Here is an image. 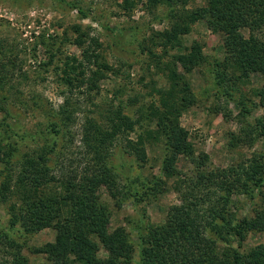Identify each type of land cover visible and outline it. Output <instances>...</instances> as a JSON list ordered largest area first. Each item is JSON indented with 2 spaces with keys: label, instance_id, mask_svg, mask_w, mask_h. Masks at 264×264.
Returning <instances> with one entry per match:
<instances>
[{
  "label": "trees",
  "instance_id": "16d2710c",
  "mask_svg": "<svg viewBox=\"0 0 264 264\" xmlns=\"http://www.w3.org/2000/svg\"><path fill=\"white\" fill-rule=\"evenodd\" d=\"M58 1L77 10L82 19L89 17V12L77 2ZM124 1L126 9H130L144 0ZM191 1L146 0L154 7L167 5L173 15L178 8L186 10L171 28L162 32L163 46H175L193 23L205 20L209 28L224 35L226 59L215 64L217 83L249 81L252 74H260L263 83L256 94L264 105V0H206L205 5L186 9ZM244 29H248V36ZM74 31L78 33L74 43L81 48L82 59L72 56L67 61L61 83L69 92L85 89L91 94L100 89L101 80L113 68L100 61L101 43L97 37L82 30L81 25H76ZM190 49L187 54L177 55L187 69L204 59L200 45L194 44ZM2 68L0 205L13 196L19 200L10 204L9 218L0 223V231L12 245L20 247L10 238V231L30 233L54 227L56 240L36 249L51 264H264V242L247 254L238 248L219 249V242H226L230 236L242 241L245 230L264 233V152L227 168H205L206 155L196 154L189 132L178 121L181 112L195 101L183 76L173 73L171 88L159 90L158 103L148 109L138 108L137 118L122 106L108 108L100 119L87 118L81 131L84 161L76 168L63 163L65 141L71 134L74 117L69 97L58 108L34 100L32 108L41 110L43 120L33 131L21 130L14 114L18 105L2 93L4 81L9 78L8 70L4 65ZM142 121L155 126L144 132L164 140L162 169L169 176L184 175L179 167L181 157L193 164V174L184 175L188 189L182 192L181 203L170 208L164 223L148 227L144 226L146 212L140 206L150 191L161 189V178L144 180L134 174L127 161L114 160L117 148L134 156L139 164L147 161L143 135L139 134L138 140L130 135ZM242 132L253 141L264 142V123L260 120ZM124 135L126 143H117ZM100 186H106L119 204L128 199L133 202L139 217L136 243L125 228L109 229L111 210L98 193ZM176 190L181 191V186L177 185ZM241 195L261 197L262 206L252 218L239 219L236 214ZM101 246L106 248V256L100 255ZM12 255L3 264H31L21 249Z\"/></svg>",
  "mask_w": 264,
  "mask_h": 264
},
{
  "label": "rangeland",
  "instance_id": "374dc122",
  "mask_svg": "<svg viewBox=\"0 0 264 264\" xmlns=\"http://www.w3.org/2000/svg\"><path fill=\"white\" fill-rule=\"evenodd\" d=\"M66 1L77 2L89 12V17L82 19L77 10L58 0H0V68L4 65L9 72L2 93L18 105L14 114L20 129L28 131L36 129L43 120L41 110L32 108L34 100L58 108L69 97L74 117L71 134L65 141L64 165L73 164L78 168L84 161L81 131L87 118L100 119L108 108L120 106L137 118L138 108L148 109L158 103L159 90L171 88L173 73L183 76L193 92L195 101L181 112L178 121L189 132L196 154L206 155L205 168H227L254 153L264 152L261 139L253 141L242 132L247 126L257 125L258 120L264 123V105L256 94L263 78L255 73L249 81L233 79L217 83L215 64L226 59L223 33L213 31L205 20H199L181 36L177 45L164 47L162 32L171 28L185 9L178 8L173 15L167 5L154 7L146 0L137 1L130 9H126L124 0ZM205 4L206 0H192L186 9ZM76 25L99 39L100 61L113 68L101 80L100 89L91 94L85 89L69 92L61 83L67 61L72 56L82 59V50L74 43L78 36L74 31ZM243 32L249 35L248 29ZM194 44L201 46L204 59L187 69L177 55L189 53ZM2 115L0 112V119ZM148 128L154 130L155 126L142 121L130 134L135 140L139 134L143 135L148 157L145 163L139 164L134 156L117 148L114 158L117 163L127 161L134 174H140L144 180L155 177L162 180L161 189L155 193L150 191L141 203V209L146 212L145 227L164 223L170 208L181 203L182 192L188 189L183 182L184 175L193 174V164L183 157L179 162L184 174L181 178L171 177L162 169L164 140L158 135L149 136L144 132ZM126 138L127 135L121 136L117 143L125 144ZM177 185L181 186V191L176 190ZM98 193L111 210L109 229L125 228L136 243L135 227L139 217L131 199L119 204L106 186H100ZM18 200L13 196L0 205V223L7 222L10 204ZM261 206L259 195L254 199L241 195L235 211L239 219L252 218ZM244 234L242 241L230 236L226 242H219V249L238 248L247 254L264 242V233L256 229L245 230ZM56 236L54 227L30 233L19 229L10 231V238L19 247L12 245L0 231V264L10 260L18 249L31 264H51L47 256L36 249L54 242ZM107 254L106 248L101 246L100 255Z\"/></svg>",
  "mask_w": 264,
  "mask_h": 264
}]
</instances>
